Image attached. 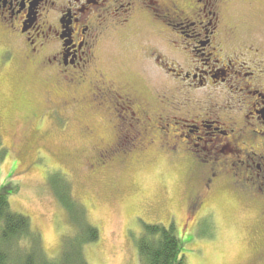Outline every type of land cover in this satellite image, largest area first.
Instances as JSON below:
<instances>
[{
	"label": "rangeland",
	"instance_id": "rangeland-1",
	"mask_svg": "<svg viewBox=\"0 0 264 264\" xmlns=\"http://www.w3.org/2000/svg\"><path fill=\"white\" fill-rule=\"evenodd\" d=\"M189 1L175 3L192 19L189 7L196 5L189 6ZM221 13V50L211 59L222 61L216 68L230 59L238 73L224 79L206 75L203 85L181 74L209 71L214 63L193 49L202 36L187 38L164 23L154 37L147 31L153 26L143 20L138 42L135 28L130 39L112 33L103 38L89 75L98 68L106 79L136 87L133 72L139 71L142 83L136 88L155 120L144 141L130 137L118 143L99 112L70 101L64 106L66 89L53 71L37 62L22 63V37L15 42L20 54L10 64L11 42L0 29V138L6 149L0 158V187L17 186L9 206L29 217L48 257L59 258L63 240L77 234L55 191L57 185L70 184L72 199L99 232L97 240L82 244L87 264H141L137 239L144 223H173L186 264H264V193L233 184L226 171L207 188L212 161L204 164L200 157L215 156V140L197 139L200 131L188 132L200 119L213 120L220 130L231 119L244 125L251 121L264 131L255 115H249L250 103L258 99L254 90L264 94V0H225ZM242 71L253 75L243 76ZM245 83L251 92L242 88ZM87 89L80 91V100H89ZM119 143L125 152H114L105 163L95 154V147L116 149ZM216 156L218 165L221 157ZM192 203H199L195 211Z\"/></svg>",
	"mask_w": 264,
	"mask_h": 264
},
{
	"label": "flooded vegetation",
	"instance_id": "flooded-vegetation-1",
	"mask_svg": "<svg viewBox=\"0 0 264 264\" xmlns=\"http://www.w3.org/2000/svg\"><path fill=\"white\" fill-rule=\"evenodd\" d=\"M175 1L0 0V29L6 32L5 35L11 42L8 48L14 53V58L9 63H13L20 54L15 42L22 37L26 46L22 52L24 57L22 63L27 65L37 62L40 67L49 70L50 74L52 71L55 73L58 83L66 89L64 106L69 105L70 101L77 108L87 105L89 109L99 112L102 119L113 128L111 135L117 143L121 138L126 142L130 137L144 141L155 120L149 115L138 90L139 83H142L139 71L133 72L134 84L138 89L133 87L134 85L125 86L106 79L101 69L96 66H94L96 74L89 75L93 63L99 58L103 38L107 34L112 33L130 39L128 35L135 28L138 42L143 35V20L145 23L147 21L149 26H153L147 31L153 33L154 37L160 31V24L165 23L178 28L187 38L198 39L202 36L203 39H198L193 49L204 56L205 60L214 62H210L209 71L181 73L184 78L197 80L199 85H203L206 75L212 79L221 76L224 79L230 73H238L237 70H232L230 59L225 61V65H220V68H216V64H221L222 61L217 57L211 59L221 50L222 40L219 36L224 31L221 29V10L225 0H190L189 6L192 3L196 5L189 7L192 19L184 16V12ZM154 27L159 30L156 31ZM241 74L249 77L253 72L242 71ZM86 87H88L86 96L89 100H80L78 95ZM248 87V83L242 86L247 93L250 90ZM254 93L258 99L255 103H250L249 115L254 114L257 121L264 126V94L259 90H254ZM102 112H107L109 118H104ZM226 118L228 121L231 116L228 115ZM213 122L200 119L188 130L190 134L202 132L197 139L205 138L209 142L215 140L212 152L219 153L221 157L218 165L216 160L219 157L216 153L214 157L210 155L200 157L204 164L212 161L207 167L206 187H210L217 176L226 171L233 175V184L248 187L258 195H261L260 192L264 193V131L251 121L244 125V122L240 123L237 120V123L231 119L230 125L224 122L223 130L213 127ZM252 126L255 129L251 128ZM84 129L92 132L88 126H84ZM209 129L213 131L209 132ZM223 142L227 144L226 148L223 147ZM128 143L130 146L134 145L133 142ZM120 145L122 147L119 143L116 149L112 146L95 147L94 151L101 158L100 161L105 163L109 160L108 156L114 152H125L121 150ZM198 207L199 203L191 204L193 211Z\"/></svg>",
	"mask_w": 264,
	"mask_h": 264
},
{
	"label": "trees",
	"instance_id": "trees-1",
	"mask_svg": "<svg viewBox=\"0 0 264 264\" xmlns=\"http://www.w3.org/2000/svg\"><path fill=\"white\" fill-rule=\"evenodd\" d=\"M5 150L0 138V158L5 155ZM69 185H57L55 191L58 196H55L68 210L69 217L76 225L77 234L63 240L59 258L56 259L45 253L40 234L32 228L29 217L10 208L8 197L16 191L17 186L1 185L0 264H87L82 244L97 240L99 232L84 218L83 206L72 199ZM75 208L79 211V217ZM137 249L141 264H186L185 257L180 255L179 240L173 223L169 226L144 223L137 239Z\"/></svg>",
	"mask_w": 264,
	"mask_h": 264
}]
</instances>
